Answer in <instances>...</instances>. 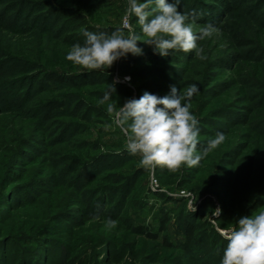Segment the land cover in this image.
I'll return each instance as SVG.
<instances>
[{
    "label": "rangeland",
    "instance_id": "rangeland-1",
    "mask_svg": "<svg viewBox=\"0 0 264 264\" xmlns=\"http://www.w3.org/2000/svg\"><path fill=\"white\" fill-rule=\"evenodd\" d=\"M127 7V0H0V179H7L0 183V200L17 198L23 204L17 210L37 213L51 203L62 225L81 226L88 234L110 232L104 225L109 217L117 229L132 223L159 231L163 224L178 248L170 264H219L227 243L220 230L231 226L222 224L230 216L236 220L264 210V0H180L178 11L199 12L198 27L211 22L222 30L218 38L197 41L203 59L195 50L161 56L143 41L136 42L140 56L126 53L107 68L84 69L72 62L51 68L38 57L37 46L57 43L66 54L74 43L82 44V28L105 33L123 28ZM128 24L146 38L134 16ZM48 74L72 81H51ZM154 78L181 92L198 85L190 100L198 124L205 123L198 113L203 100L215 95L223 106L214 117L222 122L225 140L197 166L139 165L140 154L126 150L125 132L106 110L107 104L122 105L145 90L168 93ZM107 84L115 93L97 104ZM53 99L63 105L44 117ZM199 129L198 151L216 135ZM12 173L21 177L7 178ZM217 206L220 212L213 217ZM187 220L194 233L184 246ZM19 235L0 237V264H150L114 249L105 237L66 251L33 234Z\"/></svg>",
    "mask_w": 264,
    "mask_h": 264
},
{
    "label": "clouds",
    "instance_id": "clouds-1",
    "mask_svg": "<svg viewBox=\"0 0 264 264\" xmlns=\"http://www.w3.org/2000/svg\"><path fill=\"white\" fill-rule=\"evenodd\" d=\"M179 3L180 0H127L123 28L111 33L82 28L83 43H74L65 58L84 69L107 68L126 53L142 54L136 42L143 41L161 56L168 55L169 50H195L203 59L197 41L218 38L222 30L211 22L198 27L199 12L193 9L178 11ZM132 16L145 39L128 24ZM124 28L128 29L127 34ZM197 91L195 83L183 92L170 85L168 93L162 96L145 90L138 98L125 99L122 105L117 106L116 101L106 105V110L113 113V123L125 132L126 150L140 154L139 165H161L170 170L181 164L194 167L225 140V134L217 132L207 141L206 147L197 150L199 121L190 111L191 97ZM114 93V85L107 84L96 103L104 104ZM219 212L217 206L211 214L216 217ZM115 224L110 217L104 220L106 228H113ZM220 234L227 243L219 264H264V210L239 216L231 226L220 230Z\"/></svg>",
    "mask_w": 264,
    "mask_h": 264
},
{
    "label": "trees",
    "instance_id": "trees-1",
    "mask_svg": "<svg viewBox=\"0 0 264 264\" xmlns=\"http://www.w3.org/2000/svg\"><path fill=\"white\" fill-rule=\"evenodd\" d=\"M83 2V1H82ZM95 8L91 7V11ZM139 29V26L136 25ZM83 43V42H82ZM37 54L40 59L43 60L44 65L51 68H64L71 65V61L65 58L66 54L61 50L57 43H52L44 47L37 46ZM192 51V50H190ZM189 51V52H190ZM141 54L137 55L140 56ZM132 57L133 54H129ZM182 68V67H181ZM185 68V65L182 69ZM130 72V71H129ZM49 80H59V81H72L67 78H63L59 74H48ZM138 77L135 78L137 82ZM89 79L94 78L90 75ZM74 82V81H73ZM157 86L169 88L167 85L163 84V80L153 81ZM143 92H139L142 94ZM63 104L58 99H53L48 101L46 104V112L44 117H47L53 109L61 107ZM221 102L218 97L211 95L200 103L198 113L202 117L205 123L198 124L199 128L207 132H223L220 131L219 124L221 120L214 116H219L223 111ZM207 125L213 126V131L208 128ZM230 131L229 128H226ZM21 152L28 154V150L21 149ZM24 162L23 164H25ZM1 164V162H0ZM5 165V164H4ZM249 174V173H248ZM247 174L246 186L250 185V178ZM7 178H13L14 176L21 177V174L12 173V175L6 174ZM2 178V176H0ZM158 178L164 184L169 183V178L166 175H159ZM4 182L7 179L4 178ZM2 181V182H1ZM0 179V183H4ZM2 199V198H1ZM20 205V200L15 198V200L10 201L9 198H4L0 200V237L4 238H18L19 234L30 233L33 234V238L36 240H44V242H52L58 246L64 248L66 251H75L77 244L85 241L98 242L99 239H105V242L113 246L114 249L126 250L132 256H135L146 263L150 264H170L174 262L178 256L177 245L167 238L163 233V224H160L159 231L154 230L148 225L144 224H132L127 223L123 225L120 229L112 228L110 232L98 233L93 231L92 233H82L81 226L77 228H72L70 226L62 225L58 219L59 210L57 206L49 204L45 211L42 213H37L33 211L17 210ZM55 207V208H54ZM228 222L225 225H232L235 221L233 216H230ZM184 246H188L193 238L194 227L190 220L184 223ZM102 237V238H100ZM41 243V242H40ZM44 243H42V246Z\"/></svg>",
    "mask_w": 264,
    "mask_h": 264
}]
</instances>
